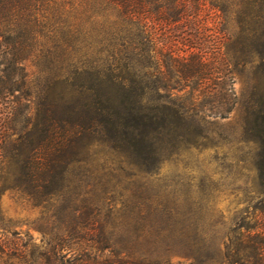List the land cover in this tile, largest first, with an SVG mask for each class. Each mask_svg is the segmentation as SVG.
Instances as JSON below:
<instances>
[{"label":"trees","instance_id":"16d2710c","mask_svg":"<svg viewBox=\"0 0 264 264\" xmlns=\"http://www.w3.org/2000/svg\"><path fill=\"white\" fill-rule=\"evenodd\" d=\"M29 58L46 64L35 91ZM245 72L241 131L264 183V0H0V197L57 215L86 137L154 159L193 120L228 117ZM249 231L230 264H264V231ZM29 246L0 231V264H46Z\"/></svg>","mask_w":264,"mask_h":264},{"label":"rangeland","instance_id":"374dc122","mask_svg":"<svg viewBox=\"0 0 264 264\" xmlns=\"http://www.w3.org/2000/svg\"><path fill=\"white\" fill-rule=\"evenodd\" d=\"M26 64L35 91L46 64ZM249 87L247 72L235 74L238 103L228 117L193 120L199 130L154 159L140 161L86 137L68 173L77 187L57 203V215L43 216L4 192L0 231L20 232L33 244L29 251L46 253V264L79 256L91 264L243 262L234 255L239 233L264 231V183L254 145L241 131Z\"/></svg>","mask_w":264,"mask_h":264}]
</instances>
